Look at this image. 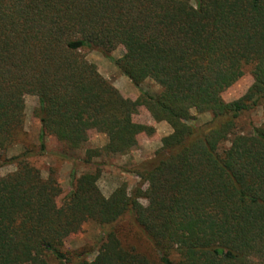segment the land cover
Instances as JSON below:
<instances>
[{"label": "trees", "instance_id": "1", "mask_svg": "<svg viewBox=\"0 0 264 264\" xmlns=\"http://www.w3.org/2000/svg\"><path fill=\"white\" fill-rule=\"evenodd\" d=\"M83 49L160 92L125 97ZM248 66L252 85L226 101ZM28 94L39 97L40 145L5 157L23 140ZM263 103L264 0H0V168L16 165L0 176V264H264V123L239 130ZM141 106L172 132L133 169L135 187L107 197L94 159L126 155L155 132L135 120ZM92 130L107 143L86 151L89 170L60 200L57 178L31 157L47 135L70 151ZM126 217L156 259L117 230ZM91 220L105 228L92 259L65 247Z\"/></svg>", "mask_w": 264, "mask_h": 264}, {"label": "rangeland", "instance_id": "2", "mask_svg": "<svg viewBox=\"0 0 264 264\" xmlns=\"http://www.w3.org/2000/svg\"><path fill=\"white\" fill-rule=\"evenodd\" d=\"M125 52V48L120 45L113 52L115 58H120ZM87 59L95 63L100 73L107 78L119 91L128 98L136 99L142 91H148L151 94L160 92L161 87L153 80L147 79L140 86H136L130 78L124 75L117 65L106 58L99 50L83 49ZM251 67L245 69L244 75L232 86L223 92V98L226 101H233L249 89L253 83ZM26 100V120L24 125L23 140L4 153L5 157H12L19 154L27 147L33 149L40 145V134L42 132V123L36 116L35 110L39 107V97L34 94H28ZM196 114V113H195ZM197 122L206 121L210 114L197 115ZM137 122L152 125L155 132L149 135L145 132L138 137V145L126 155H103L95 158L94 163L102 166V174L99 179V187L105 196L111 193L122 183L126 182L131 190L138 183L140 178L132 171L144 160L154 156L156 150L160 148L162 139L172 132L171 126L166 121L157 122L153 119L151 113L144 107H139L135 115ZM264 123V103L250 111L243 113L239 119V130L250 131L254 126ZM46 151L44 154H34L31 157L32 162L47 177L53 174L62 187L63 193L60 200L66 196L73 183L72 175L78 176L86 172L88 166L83 162L86 151L90 148H102L107 143L106 135L92 130L89 133V141L78 150H67L62 142L55 136H46ZM64 153V154H63ZM66 153V154H65ZM16 165L13 162L7 163L0 168V176L15 171ZM117 230L127 238V241L143 252L152 254L156 259L154 250L141 230L135 225L131 217H126L116 225ZM105 233V228L96 221L86 222L80 231L70 235L65 240V247L68 250H79L84 252L88 258L95 257L98 251V242Z\"/></svg>", "mask_w": 264, "mask_h": 264}]
</instances>
